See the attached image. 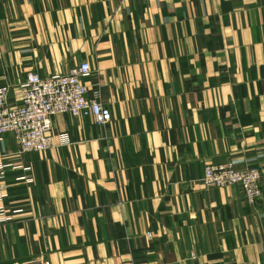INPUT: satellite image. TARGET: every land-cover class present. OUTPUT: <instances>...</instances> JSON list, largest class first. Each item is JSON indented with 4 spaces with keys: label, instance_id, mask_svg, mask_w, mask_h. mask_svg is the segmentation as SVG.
<instances>
[{
    "label": "crops",
    "instance_id": "1",
    "mask_svg": "<svg viewBox=\"0 0 264 264\" xmlns=\"http://www.w3.org/2000/svg\"><path fill=\"white\" fill-rule=\"evenodd\" d=\"M86 62L109 124L60 114L49 150L0 142L21 211L0 264H264V0H0V88ZM229 162L260 171L256 204L203 185Z\"/></svg>",
    "mask_w": 264,
    "mask_h": 264
},
{
    "label": "built area",
    "instance_id": "2",
    "mask_svg": "<svg viewBox=\"0 0 264 264\" xmlns=\"http://www.w3.org/2000/svg\"><path fill=\"white\" fill-rule=\"evenodd\" d=\"M91 74L89 63H83L67 75L47 78L35 72L27 75L17 90L10 86L0 88V142L11 134L19 145V153L43 152L52 148L53 118L60 114L73 117H92L105 126L112 121V113L103 101L97 86L92 91L84 80ZM11 99L16 104H11ZM60 144H69L67 134L59 136ZM11 165L0 160V226L9 224L21 211H9L10 186L6 182V170ZM202 183L206 188H224L238 185L250 205L262 197L261 173L257 168L239 169L233 162L208 165L204 169ZM127 264H134L133 262Z\"/></svg>",
    "mask_w": 264,
    "mask_h": 264
}]
</instances>
